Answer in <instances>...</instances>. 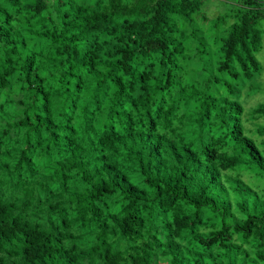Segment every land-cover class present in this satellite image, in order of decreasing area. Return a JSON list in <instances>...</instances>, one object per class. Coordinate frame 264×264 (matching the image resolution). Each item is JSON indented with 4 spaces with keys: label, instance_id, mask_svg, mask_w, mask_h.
<instances>
[{
    "label": "trees",
    "instance_id": "trees-1",
    "mask_svg": "<svg viewBox=\"0 0 264 264\" xmlns=\"http://www.w3.org/2000/svg\"><path fill=\"white\" fill-rule=\"evenodd\" d=\"M262 22L0 0V264H264Z\"/></svg>",
    "mask_w": 264,
    "mask_h": 264
},
{
    "label": "rangeland",
    "instance_id": "rangeland-1",
    "mask_svg": "<svg viewBox=\"0 0 264 264\" xmlns=\"http://www.w3.org/2000/svg\"><path fill=\"white\" fill-rule=\"evenodd\" d=\"M221 9H222L221 7L220 8H210L209 7L210 13L212 15H216L218 12H220ZM260 28L262 30V46L263 47H262V50L257 54V58L262 67L261 74H260V80H261L262 86H264V22L261 23ZM263 101H264V93L263 95L257 94L254 97H252V100H250L248 104L250 106H254L257 103L263 102Z\"/></svg>",
    "mask_w": 264,
    "mask_h": 264
}]
</instances>
